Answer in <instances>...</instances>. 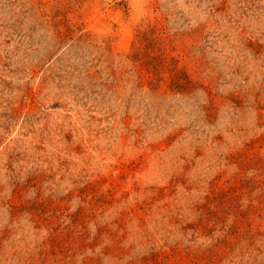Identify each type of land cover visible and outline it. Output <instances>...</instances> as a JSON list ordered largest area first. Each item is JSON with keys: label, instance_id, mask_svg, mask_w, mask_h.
Segmentation results:
<instances>
[{"label": "rangeland", "instance_id": "obj_1", "mask_svg": "<svg viewBox=\"0 0 264 264\" xmlns=\"http://www.w3.org/2000/svg\"><path fill=\"white\" fill-rule=\"evenodd\" d=\"M0 264H264V0H0Z\"/></svg>", "mask_w": 264, "mask_h": 264}]
</instances>
